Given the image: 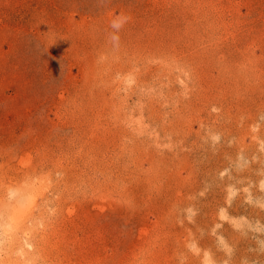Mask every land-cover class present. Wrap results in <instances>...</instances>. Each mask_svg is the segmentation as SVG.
Wrapping results in <instances>:
<instances>
[{
	"label": "rangeland",
	"instance_id": "374dc122",
	"mask_svg": "<svg viewBox=\"0 0 264 264\" xmlns=\"http://www.w3.org/2000/svg\"><path fill=\"white\" fill-rule=\"evenodd\" d=\"M0 264H264V0H0Z\"/></svg>",
	"mask_w": 264,
	"mask_h": 264
}]
</instances>
